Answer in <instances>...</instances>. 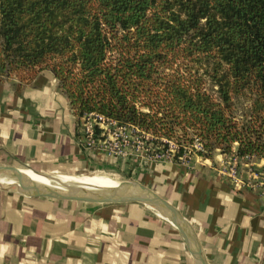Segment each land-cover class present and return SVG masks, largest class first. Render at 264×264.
Here are the masks:
<instances>
[{
  "label": "trees",
  "instance_id": "16d2710c",
  "mask_svg": "<svg viewBox=\"0 0 264 264\" xmlns=\"http://www.w3.org/2000/svg\"><path fill=\"white\" fill-rule=\"evenodd\" d=\"M44 69L78 128L96 112L172 161L264 158V0H0V75Z\"/></svg>",
  "mask_w": 264,
  "mask_h": 264
},
{
  "label": "crops",
  "instance_id": "0c3cea01",
  "mask_svg": "<svg viewBox=\"0 0 264 264\" xmlns=\"http://www.w3.org/2000/svg\"><path fill=\"white\" fill-rule=\"evenodd\" d=\"M221 157L215 153L193 166L153 161L125 174L178 209L205 264H264V194L220 174ZM108 159L80 144L75 117L50 70L26 81L0 75L2 164L67 171L111 165ZM247 163L258 166L264 158L240 159L241 177ZM0 264L194 263L174 224L142 202L90 204L0 188Z\"/></svg>",
  "mask_w": 264,
  "mask_h": 264
},
{
  "label": "water",
  "instance_id": "95a60500",
  "mask_svg": "<svg viewBox=\"0 0 264 264\" xmlns=\"http://www.w3.org/2000/svg\"><path fill=\"white\" fill-rule=\"evenodd\" d=\"M0 173L13 176L23 185L22 189H15L8 186H0L12 190L25 196H46L56 199L73 200L90 204H98L103 202H129L137 201L149 205H154L168 213L177 223V230L181 234L187 248L191 254L194 264H205L193 233L186 218L181 215L178 209L168 200L162 198L149 188L137 183L127 188L105 187L101 191H92L93 194H85L82 192H72L55 187L34 182L24 175L15 164L0 163ZM109 188V189H108Z\"/></svg>",
  "mask_w": 264,
  "mask_h": 264
},
{
  "label": "built area",
  "instance_id": "2783aa9c",
  "mask_svg": "<svg viewBox=\"0 0 264 264\" xmlns=\"http://www.w3.org/2000/svg\"><path fill=\"white\" fill-rule=\"evenodd\" d=\"M94 124L97 125L99 128V132L97 136H94ZM113 126L120 127L124 130H126L127 133L124 135L128 137L127 139H124L125 141H129V139H134L133 137H136V134L133 135V131L135 129L129 125L126 124H118L114 119L108 118L103 116L102 114L96 113V112H88L84 113L80 117V127H79V140L80 144L84 147H91L95 142L98 141H104L105 135L108 134L109 128H112ZM122 137V136H121ZM170 147H172V144H169ZM85 148V147H84ZM222 157L220 159V164L216 166V170L220 172L224 177L231 180L233 183H237L240 185H247L251 186L253 184L258 183L262 186H256L257 189L260 187L263 189L259 190L260 194H264V163L261 165H252L248 164L246 166V176L241 177L238 173V166H239V160L242 158H248L247 156H236L233 153H221ZM192 156V158H196V160H203L206 157H201L197 155H182L178 158L179 161L187 162ZM148 158H152L154 160H171V153L166 151H155L149 154L145 160H148ZM252 182V183H251Z\"/></svg>",
  "mask_w": 264,
  "mask_h": 264
},
{
  "label": "rangeland",
  "instance_id": "374dc122",
  "mask_svg": "<svg viewBox=\"0 0 264 264\" xmlns=\"http://www.w3.org/2000/svg\"><path fill=\"white\" fill-rule=\"evenodd\" d=\"M13 75L23 81H26V79H23L16 74H13ZM125 133H127L126 130L120 127H117V126H113L112 128H109L108 134L105 135L104 141L95 142L91 147H86V145L84 146L85 149L87 150H91L93 152H102L106 157L110 159L108 160L111 162V165H104V164L100 166L96 165V166H91V167H86V168H78L75 171H86V172H91V173H96V174L112 173L113 175H116L117 177H122L130 181L135 178L132 176L126 175L125 174L126 169L135 170V168L137 169L138 167L146 166L150 162H153V161H164V160H154L152 158L151 159L148 158V160H145L144 158H146L149 154H151L152 151L148 150V148L145 145V142H143L138 135H136V137L134 136L133 137L134 139H129V141H125L124 139L128 138L124 135ZM197 160L196 158L194 159L192 158V156H190L187 163L193 166L192 164H196ZM0 163H6V162H0ZM219 164H220V159H219ZM15 165L28 169L26 168L27 166L31 169H35V170L42 171V172H45L44 170L48 169L47 167H41V166H37V169H36L32 166H29L30 164H27V163L26 164L18 163ZM240 168L241 167L239 165L238 173H240L241 171ZM54 170L57 172L63 171L60 169H54ZM46 171H52V170H46ZM38 183L46 184L41 181ZM244 186L256 189L258 190V192L259 190L263 189V187L262 188L260 187L259 189L256 188V186H262V185H259L258 183L253 184L251 186H247V185H244Z\"/></svg>",
  "mask_w": 264,
  "mask_h": 264
},
{
  "label": "bare ground",
  "instance_id": "6f19581e",
  "mask_svg": "<svg viewBox=\"0 0 264 264\" xmlns=\"http://www.w3.org/2000/svg\"><path fill=\"white\" fill-rule=\"evenodd\" d=\"M22 166V165H21ZM19 170L34 182H44L46 185L72 191L82 192L85 194H93L92 191H101L105 187H119L127 188L133 186L132 181H129L122 177H117L112 173H91L86 171L67 170L57 172L55 170L38 172L34 169L26 167L28 169L19 167ZM25 167V166H24ZM0 186H8L15 189H22L23 185L20 181L13 176L5 173H0ZM109 189V188H108ZM151 211L166 218L172 222L177 228L176 221L171 218L168 213L154 205L145 204Z\"/></svg>",
  "mask_w": 264,
  "mask_h": 264
}]
</instances>
